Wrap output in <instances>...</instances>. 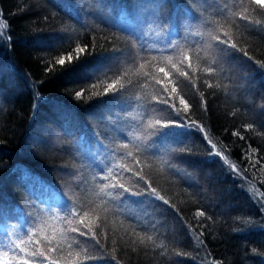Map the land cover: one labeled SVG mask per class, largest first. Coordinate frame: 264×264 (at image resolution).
<instances>
[{
  "label": "trees",
  "instance_id": "obj_1",
  "mask_svg": "<svg viewBox=\"0 0 264 264\" xmlns=\"http://www.w3.org/2000/svg\"><path fill=\"white\" fill-rule=\"evenodd\" d=\"M224 2L231 6V0H207V5H200L207 11L198 20L179 19L171 38L188 45L203 44L201 37L189 35L188 30L206 32L214 27L206 21L220 18ZM160 3L167 0H0V14L11 37L10 42L0 41V241L6 242L5 228L11 231L15 226L23 235L40 217L66 215L73 200L91 199L92 177L110 162L123 163L118 153L110 151L113 141L140 144L134 138L145 130L146 116L162 124L183 117L202 125L217 150L242 175L219 156L209 155L215 150L196 125L190 123L187 129L157 125L160 132L172 135L153 134L141 145L142 159L148 161L144 174L174 207L151 196L127 193L111 202V210L92 221H104L102 229H95L99 244L90 236L72 234L80 246L99 257L83 264H201L207 253L210 260L223 264H264V211L257 202L264 197L249 191L254 184L264 193V135L257 134L264 133V68L256 63L264 61V27L237 21L239 28L234 24L227 29L252 60L236 49L220 52L225 46L213 42L202 62L216 61L211 65L215 73L202 77L213 87L198 80V92L174 69L165 67L169 76L163 77L158 66L133 68L128 62L125 41L132 38L140 55H159L155 49L161 47L162 38L154 21L158 16L166 18L170 11L158 9ZM60 58L64 65L54 64L53 70L46 71L48 61ZM149 70L163 80L160 84L151 80L145 88L142 82L149 78L143 73ZM92 81L97 86L91 92L97 94L85 90L84 97L75 98L74 92ZM165 85V96L180 108L179 116L151 100ZM37 88L40 99L34 107ZM137 96L147 98L138 101ZM181 97L187 109L179 103ZM152 108L163 111L152 112ZM248 124L254 129H247ZM49 142L50 146L45 144ZM125 177L129 187L138 180L131 172ZM198 211L205 216H196ZM248 218L251 224L242 222ZM130 226L163 241L167 252L161 255L162 249L151 244L133 245V237L125 234ZM200 232L204 245L197 247L193 233ZM177 251L188 255H177Z\"/></svg>",
  "mask_w": 264,
  "mask_h": 264
},
{
  "label": "snow or ice",
  "instance_id": "obj_2",
  "mask_svg": "<svg viewBox=\"0 0 264 264\" xmlns=\"http://www.w3.org/2000/svg\"><path fill=\"white\" fill-rule=\"evenodd\" d=\"M202 4L207 5V0H182V2L167 0V3L158 4L157 8L160 10H163L165 7L170 9L166 18L158 16L154 21L158 23L159 34L162 38L161 47L155 49L159 55H140L136 50V40L132 38L125 41L129 64H131L133 68L139 64V67L142 69L146 66H158V71L163 73V77L169 76V72L165 71V67H168L170 71L174 69L176 75L184 77V79L199 92V88H197L196 85L198 80L207 84L208 87H213V84L209 80L202 78L205 74L211 76L216 71L215 68L211 66L216 62L214 58L208 59L206 64L202 63L209 56L208 50L213 48V42L216 45L225 46L218 49L220 52H225L227 48H232L243 52V55L247 56L249 60H252L253 57L247 50L238 47L237 43L233 42V35L227 29H231L234 24L239 28L240 25L237 24V21H244L247 25L264 27V16H261V13H264V0H231V6L228 2H224L223 6L219 7V12L222 14L220 18L206 21V23L214 25V27H210L206 32L188 30L189 35L201 37V39L204 40L203 44L197 43L195 45H188L186 42L180 43L171 38V34L176 30L179 19L191 18L193 21H196L207 11V7H200ZM7 29L8 23L2 18V14H0V41H11V37L7 34ZM127 35L132 37L133 33L129 32ZM78 50L81 52L84 51L83 48ZM114 50L122 54L125 51L115 46ZM166 52L168 53L167 55L164 54ZM201 52L204 53L203 56ZM68 60L71 62V55H69ZM47 63L49 66L46 68V71H51L53 70L54 64L64 65L65 60L60 58L55 59L54 63L52 61H48ZM256 63L264 68V61H256ZM143 75L149 78L142 82V86L145 88L148 87V83L151 80H154L156 84H160L163 80V77L152 74L150 70L145 71ZM118 82L119 81H117V83ZM128 83H131V81H128ZM96 86L95 81L84 85L80 90L74 92L75 98L79 99L84 97L85 90H88L91 95L97 94L91 92V88ZM217 86L219 85L217 84ZM123 87L124 86L121 85V89H123ZM121 89H117V91H121ZM167 91L168 88L165 85L162 90H158L156 95L151 96V100H155L156 103L161 105H167L169 108L174 109L177 116H179L180 108L172 99L165 96ZM171 92L175 94L176 88H172ZM200 95L203 99L202 92ZM146 98L145 96L135 97L138 101ZM39 99V88H37L36 92L33 94L34 107ZM114 99H119V97H114ZM179 103L184 105L185 109L189 107L182 97ZM151 111L157 112L163 111V109L158 110L152 108ZM118 119L119 118H117V120ZM145 119L149 121L144 126L145 130L141 131V134L134 138L135 141H140V144L134 143L132 140L129 142L113 141L114 146L110 151L113 154L118 153L123 163H116L115 161L110 162L105 168L100 170L98 175L92 177V187L88 190L91 199L89 196H85L83 199L77 198L79 203L77 200H73L74 206L66 215H57L53 213L49 217H40L38 222L27 228L23 235L17 232L15 226L12 227L11 231L7 228L4 229L3 236L6 242L0 241V264H59L60 260L66 261L67 264H83L86 260L98 259L99 257L89 253L87 248L80 246L81 242L77 240L76 235L72 234L75 233L80 237L90 236L91 239L96 240L97 244H99V233H97L95 229H102L104 221L94 224L92 222L93 219L99 220L101 213L107 214L111 210V202L121 200L126 193L129 196L136 197L151 196L155 200H160L163 204L169 205V207H174V205L170 204L169 200L164 196H161L157 189L146 179L144 168L148 166V161L142 159L141 153V145L149 136L157 134L163 138L172 135V133L160 132L159 129H157L156 126L162 124L161 120L156 119L155 122L152 123L151 117L146 116ZM190 123L196 125L197 130L204 133V138L208 141V144L211 145V148L215 150L214 152H209V155L214 154L219 156L232 171L236 172L238 175H242L237 166L224 155V152L217 150L216 143L208 138L202 125L197 124L195 121L189 122L185 118L180 117L179 119L163 123L162 127L168 128L172 126L175 128L187 129ZM245 127L247 129H254L253 124H248ZM147 129H151L152 131H148ZM113 130H117L115 126H113ZM238 134V132H233V135ZM257 134L264 135V133ZM107 138V135H105V139ZM240 139H244V136L240 135ZM97 144L101 149L106 152L108 151L107 146L101 141H97ZM249 148L251 149V153L256 151L251 148L250 145ZM182 151H187V149H182ZM261 159H264V157ZM255 163H260V160H256ZM163 164H167V161H162V165ZM129 165L134 166L130 167ZM252 166L255 167V164ZM261 167L264 168V165H261ZM126 172H131L134 177H138V180L130 187L126 186L125 183L127 179L125 177ZM140 181H143V184L147 185V187H144ZM262 183H264V181H262ZM249 191H254L259 196L264 197V193H261L254 184L251 185ZM85 200L87 203L84 202ZM140 202L142 203L143 201ZM257 202L261 205V211H264V199L258 200ZM93 203L94 206H89L93 205ZM196 216L203 217L205 216V212L198 211ZM208 219H211V217H208ZM54 221L56 223H54ZM242 222L251 224L252 221L248 218ZM84 229H87V232H85ZM125 234L133 237L131 241L133 245L137 242L142 245L151 244L154 248L162 249L161 255L167 252V246L163 241H157L146 231L140 232L137 231L136 228L130 226L125 230ZM203 235V232L199 234L193 233V238L197 243V247L204 245V241L200 239ZM252 252L257 253V250L252 249ZM53 253H56V256H53ZM176 254L188 255V253H181L179 251H177ZM197 255H199V253H197ZM210 256L211 254L207 253L206 256L201 259V264H223L222 261L210 260ZM112 259L116 260V257L113 256ZM117 264H119L118 261Z\"/></svg>",
  "mask_w": 264,
  "mask_h": 264
},
{
  "label": "rangeland",
  "instance_id": "obj_3",
  "mask_svg": "<svg viewBox=\"0 0 264 264\" xmlns=\"http://www.w3.org/2000/svg\"><path fill=\"white\" fill-rule=\"evenodd\" d=\"M51 142H52V141H51ZM51 142H49V143H45V144L50 146V143H51ZM32 144H33V143H32ZM51 145H52V144H51Z\"/></svg>",
  "mask_w": 264,
  "mask_h": 264
}]
</instances>
